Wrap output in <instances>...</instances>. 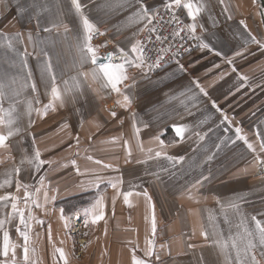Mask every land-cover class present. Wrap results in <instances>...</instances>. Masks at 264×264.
I'll list each match as a JSON object with an SVG mask.
<instances>
[{
    "label": "crops",
    "instance_id": "1",
    "mask_svg": "<svg viewBox=\"0 0 264 264\" xmlns=\"http://www.w3.org/2000/svg\"><path fill=\"white\" fill-rule=\"evenodd\" d=\"M52 2L56 6L48 12H40L32 7L33 0H0V32L23 34L24 42L17 47L20 51L27 47L29 53L33 52V45L27 40L31 33L33 39L40 42L35 52L43 48L52 58L57 83L63 90L64 80L78 73H90L93 66L79 63L75 42L80 21L70 8V0ZM145 2L149 7L161 5V0ZM81 3L87 5L85 14L104 33L99 44H93L104 45L100 47V55L129 46L137 26L129 21L133 9L126 6L125 0H81ZM207 4L208 11L200 18L205 31L198 29V34L223 56L196 48L180 63L183 72L178 70L177 64L155 75L129 69L134 80L125 82L132 84L130 90L124 89L132 101L128 108L117 105L116 101L122 98L115 92L101 91L91 76L85 80L81 75L79 88L65 95L62 105L57 102L55 111L50 110L43 118L33 112L30 127L29 117L22 116L21 133L7 141L11 160L6 159L9 153L0 149V160L4 161L0 163V182L6 178L5 172L11 170L13 164L19 165L21 158L31 155L34 148L40 150L41 159L53 162L51 167L44 165L39 173L25 163L19 177L22 182L39 187V177L44 176L45 184L56 189L49 192L56 196L54 204L47 205V210L34 208V215L43 221V224L32 222L37 264H57L53 246L65 249L70 264H131L134 245H138L137 255L143 257L140 249L145 247L146 237L152 238L151 211L144 192L151 197L157 222L155 241L160 261L155 264H198L201 256L207 264H223L219 248L212 244L216 238L214 233L222 234L227 240L236 234L240 217L227 210L229 222L226 223L222 205L238 201L246 216L260 218L264 213V172L253 166L254 154L243 141L232 143L237 127L257 146L256 131L264 130V50L249 43L242 57L234 55L244 46L245 34L240 21H245L257 39H264V18L260 17L261 9L253 0H225L229 12L223 10L224 5L219 0H207ZM229 13L232 19L227 18ZM53 21L62 22L69 31L65 33L60 27L58 31L44 32L43 28L50 27ZM224 57L234 60L236 72ZM41 59L35 55L28 57L37 91L27 89L21 96V100L35 96L40 103L33 102V107L40 109L51 100L48 81L42 77ZM12 60V55L0 51V80L4 79V73L14 74L20 70L19 61L13 67ZM238 74L248 77L243 87ZM193 80L199 81L207 96L199 93ZM121 87L123 89V85ZM213 101L219 111L213 108ZM4 107H8L7 99ZM26 107L21 104L18 110L24 113ZM113 110L117 113L115 118L111 116ZM221 113L231 120L227 133L224 132L226 125L221 123ZM174 124L189 129L183 140L175 136ZM136 128L140 129L139 135ZM195 133L206 135L201 140ZM156 136L164 141L168 155L183 156L184 160L173 167L163 158L149 159L159 150ZM114 137L117 138L115 143L111 142ZM229 137L231 139H227ZM124 141H128L127 147ZM216 145H220L219 149ZM89 156L91 160L87 159ZM209 156L212 158L208 159ZM96 160L102 163L96 164ZM145 160L146 163L142 162ZM105 164L111 167L104 168ZM77 166L84 174L77 173ZM161 168L168 171L161 172ZM93 173L103 177L98 186L91 183ZM154 173H158L159 178ZM118 179L122 183L118 190L113 189L111 182ZM198 179L202 183L193 187ZM5 191L23 197V190L16 193L14 182L10 188L0 189V194ZM128 192L132 195L125 203L124 194ZM89 196H94L91 203L84 204ZM101 197L105 219L86 227L88 217L84 216V210ZM240 197L244 199L239 200ZM76 203L78 207L71 209ZM65 207L69 208L68 212ZM60 209L64 210V217L72 218L69 228L64 227ZM76 214H79L78 219ZM14 224L8 225L10 236L22 245L23 238L18 237ZM75 227L77 232L73 231ZM202 231L209 233L208 240L201 235ZM189 244L197 247L191 249ZM17 252L21 257L22 248Z\"/></svg>",
    "mask_w": 264,
    "mask_h": 264
},
{
    "label": "snow or ice",
    "instance_id": "2",
    "mask_svg": "<svg viewBox=\"0 0 264 264\" xmlns=\"http://www.w3.org/2000/svg\"><path fill=\"white\" fill-rule=\"evenodd\" d=\"M219 3L224 5V11L229 12V6L225 4V0H219ZM253 3L257 5L261 10L259 15L264 18V0H253ZM127 7L132 8L133 11L129 17L130 23L137 26L136 31L132 35V39L129 41V46L121 47L116 50L115 53L108 52L103 57L100 55V47L104 45L94 46L93 38L96 35H104L100 32L90 18L85 14V8L87 5L82 4L81 0H70V8L74 11V14L79 18L80 30L76 35L75 47L79 56V63L91 64V72L78 73L76 77L70 78V80L63 81V90L57 83V76L55 72V66L52 62V58L49 53L41 48L39 53L35 52V49L39 47L38 41L33 39L31 33L28 34L27 40L33 45V52L29 53L27 47L20 51L17 45L22 44L23 34L15 33L10 35L5 32H0V51H3L6 55L13 56L11 65L14 67L16 61H19L20 70L14 74L4 73V79L0 80V149L8 152L9 155L6 159L11 160V149L7 143L10 137L19 135L22 131L19 126L20 120L23 115L29 117V127L33 123L31 115L35 112L41 118L47 116L48 112L55 111L57 102L61 105L64 102V96L74 93L80 86L79 76H83L84 79H88L91 76V80L98 85L99 90H110L115 92L118 97L116 101L117 105L123 108H128L132 101L131 97L126 94L124 89H131L132 84L125 83L130 79L134 80L129 75V69H138L144 74L153 71L156 68L166 64L168 61H175L178 70L183 72L184 67L179 63V57L186 52L192 51L193 47L199 49H207L213 52L216 56H223V53L215 50L209 43L204 42L200 32L205 31L204 25L200 23V18L203 13L208 11L207 0H161V5L158 7H149L145 0H125ZM56 6L52 0H45L44 3H40V0H33L32 7L38 9L40 12H48L51 7ZM182 15H186L189 23H185L181 19ZM228 19H232L229 13ZM243 26L244 46L241 50L235 52V56L242 57L247 52V45H256L259 49L264 50V39H257L249 30L244 20L240 21ZM39 27V22L37 21ZM60 27L64 28V32L67 33L69 29L66 25L53 21L50 27H44V32L58 31ZM143 35V39H141ZM30 55L37 56L41 59L42 77L48 81L50 87L51 100L43 105L42 109L33 107V102L39 104L40 101L33 96L31 100L26 97L21 100L22 94L31 89L33 93L37 91V87L34 81H32L31 69L28 65V57ZM225 62L233 65L232 71L236 72L237 69L234 66V60L232 58L224 57ZM101 60L105 62H101ZM118 61V62H117ZM219 67V65H216ZM238 79L242 81L241 87L248 83V77L238 74ZM192 84L199 90V93L207 96V92L199 84V81L193 80ZM123 85V89L122 86ZM239 90V89H237ZM7 99L8 107H4V101ZM195 99V97H193ZM21 104H26V111L22 113L18 110ZM213 108H217L215 101L212 102ZM223 119L222 124H225L224 132L227 133L230 130L231 120L227 115L221 113ZM111 116L116 117L115 110L111 111ZM133 121L136 122L135 114H133ZM147 127V125H145ZM172 130L175 136L180 140L185 138V133L189 131L187 126L174 124ZM140 129L136 128V133L139 135ZM198 139H204L205 135L195 133ZM235 143L236 140L243 141L247 149L254 154V167L260 172H264V130L259 128L256 131V143L249 142L246 135L242 134V129L237 127L234 130ZM227 139H231L230 137ZM117 138H113L111 142L115 143ZM158 142V149L153 156H149V159L163 158L169 161L173 167L176 164L181 163L184 160L183 156L174 157L167 154L165 151V143L159 136L155 137ZM77 145L79 139L76 140ZM35 144V140H33ZM125 147L128 146V141H124ZM219 149L220 145H216ZM141 151L143 146L141 145ZM152 152V149H148ZM131 155V150L128 152ZM212 157L209 156L208 159ZM87 159L91 160L89 156ZM0 160V163H3ZM146 163L147 161H142ZM27 163L31 166V169L37 173L40 172L44 165L51 167L52 161L41 159V152L38 148H34L31 155H25L21 158L19 165L13 164L11 170L5 172L6 178L0 182V189L10 188L15 183L16 193H20L23 190V197L18 194L5 191L4 194H0V214L3 218L0 219V264H37L35 256L36 249L33 246L31 237L32 222L37 224H43L42 220H39L34 215V208H43L49 204H54L56 200L55 195H49V192H55L56 189H50L45 184V177H39V187L29 185L22 182L19 178L22 166ZM96 164H101L99 160L95 161ZM75 165V160L72 161ZM104 168H110L111 165H103ZM77 173H80V169L76 167ZM161 172H167V168H161ZM84 174V173H80ZM94 179L91 183L96 186L102 182L103 177L98 173H93ZM154 175L159 178L158 173ZM15 178V179H14ZM204 179H207L204 177ZM122 183V180L111 182L113 189L118 190V185ZM202 180H196L193 187L200 185ZM41 193L42 199H41ZM132 193L128 192L124 194V201L128 203V197ZM143 195L149 201V207L151 211L150 230L152 238L146 237L145 247L140 249L143 253V257L137 255L138 245H134L131 248V264H155L156 261H160V255L156 251L155 235L157 232V222L155 218L154 205H152L151 197L147 192ZM240 197L239 200H243ZM22 201V203H21ZM219 202V201H218ZM115 201H113V204ZM225 210V222L228 223L227 210H231L235 215L239 216V223L236 225L237 232L235 235H230L227 240L222 238V234L214 233L215 239L212 240L214 247L219 248L220 255L223 257V264H264V213L260 214V218L257 215L246 216L241 212V205L238 201H230L227 205H222ZM10 209V211H7ZM105 204L101 197L90 208L84 210V216L88 217L85 221V226L88 224L95 225L98 222L105 219ZM64 210L60 209L61 218L64 219V227H70L71 217H64ZM76 218H79V214H76ZM15 222V231L18 237L23 238V244H19L12 240L9 232L8 225H12ZM201 235L205 240H208L209 233L202 231ZM49 242L52 240L51 226L49 225ZM63 243V242H61ZM163 247V245L161 246ZM189 248L195 249L197 245L189 244ZM22 248V256L18 257L17 249ZM53 255L57 256V264H70L68 253L63 247L53 246ZM198 264H207L203 256L198 258Z\"/></svg>",
    "mask_w": 264,
    "mask_h": 264
},
{
    "label": "built area",
    "instance_id": "3",
    "mask_svg": "<svg viewBox=\"0 0 264 264\" xmlns=\"http://www.w3.org/2000/svg\"><path fill=\"white\" fill-rule=\"evenodd\" d=\"M181 19H183L185 23H189V20L187 19L186 15H182V16H181ZM96 27H97V26H96ZM97 28H98V27H97ZM98 29H99V28H98ZM99 31L102 32L100 29H99ZM101 38H102V35H96V36H94V38H93V44H96V45L99 44ZM140 38L143 39V38H144L143 35H141ZM195 49H196V47H193V48H192V51H190V52H186V53H183V54L179 57V63H181L184 59H186V58H187V57H188V56H189V55H190ZM117 62H118V61H117ZM173 64H176L175 61L170 60V61H168L166 64H162L161 67L156 68V69H154V70L151 71V72H148L146 75H155V74H158L159 72H161L162 70H164L165 68H167V67H169V66H171V65H173Z\"/></svg>",
    "mask_w": 264,
    "mask_h": 264
},
{
    "label": "trees",
    "instance_id": "4",
    "mask_svg": "<svg viewBox=\"0 0 264 264\" xmlns=\"http://www.w3.org/2000/svg\"><path fill=\"white\" fill-rule=\"evenodd\" d=\"M100 190H102V188H99V191ZM94 196H89V200L88 201H86L84 204H86V203H88V204H90L91 203V201H92V198H93ZM78 205H79V203H76V204H74L73 206H71V209H74V208H76V207H78ZM65 209L67 210V212H68V207H65Z\"/></svg>",
    "mask_w": 264,
    "mask_h": 264
},
{
    "label": "rangeland",
    "instance_id": "5",
    "mask_svg": "<svg viewBox=\"0 0 264 264\" xmlns=\"http://www.w3.org/2000/svg\"><path fill=\"white\" fill-rule=\"evenodd\" d=\"M78 221H76V226L78 227L79 225H78V223H77ZM74 232H77L78 231V229L75 227V229L73 230Z\"/></svg>",
    "mask_w": 264,
    "mask_h": 264
},
{
    "label": "water",
    "instance_id": "6",
    "mask_svg": "<svg viewBox=\"0 0 264 264\" xmlns=\"http://www.w3.org/2000/svg\"><path fill=\"white\" fill-rule=\"evenodd\" d=\"M104 55H101V57H103ZM101 62H105V61H103V60H101Z\"/></svg>",
    "mask_w": 264,
    "mask_h": 264
}]
</instances>
